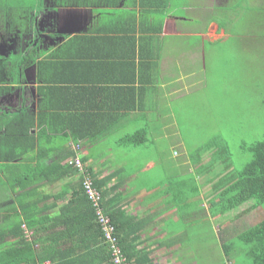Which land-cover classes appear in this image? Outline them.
<instances>
[{
  "label": "crops",
  "instance_id": "crops-1",
  "mask_svg": "<svg viewBox=\"0 0 264 264\" xmlns=\"http://www.w3.org/2000/svg\"><path fill=\"white\" fill-rule=\"evenodd\" d=\"M82 2L72 6L58 0H0V170L11 157L8 144L16 146L12 147L13 164L23 167L29 159V166L39 163L40 169L60 158V165L66 166L67 154L74 152L72 145L79 143L85 165L99 179L108 176L107 187L116 188L122 209L141 220L139 248L151 252L152 264H188L179 250L192 245L187 240L200 233L192 224L200 218L202 223L207 215L192 218L190 155L182 149L176 118L167 119L175 111L170 101L192 95V86L204 79L205 62L198 61L192 18L197 17L204 29L195 34L205 43L202 37L210 35L211 26L219 31L221 24L208 14L192 13L189 5L181 8L190 0ZM228 2L217 6L226 7ZM206 3L210 10L215 6ZM8 9L14 12L11 23L5 20ZM63 18H70L72 25L57 26ZM56 36L58 41H52ZM22 113L34 123L26 135ZM66 121H86L91 133L106 128V135L75 141L53 132ZM138 130L147 133V140L140 144L145 146L133 149L136 145L121 144L124 136ZM53 135L59 143L50 144ZM109 136L112 139L106 141ZM156 143L171 145L149 146ZM83 144H88L86 149ZM165 149L169 158L179 159L171 174L160 177L157 169L165 171ZM18 159L24 160L18 163ZM62 171H55L60 174L56 181L30 185V190L51 194L45 201L50 207L46 216H55L79 185V172ZM5 176L6 172H0L3 219L5 208L17 204L21 191ZM207 191L201 193L199 203L205 210L211 201ZM10 242L11 237H6L3 245Z\"/></svg>",
  "mask_w": 264,
  "mask_h": 264
},
{
  "label": "rangeland",
  "instance_id": "rangeland-1",
  "mask_svg": "<svg viewBox=\"0 0 264 264\" xmlns=\"http://www.w3.org/2000/svg\"><path fill=\"white\" fill-rule=\"evenodd\" d=\"M223 1L190 0V4L181 5V8L189 5L187 8H192L196 15L208 14L221 24L219 31L216 26H211L210 35L202 37L205 43L195 34L203 33L204 29L196 21L197 17L192 18V33L195 35L192 39L196 42L198 61L201 65L205 62L204 79L192 86V95L179 101L170 99L175 111L167 119L176 118L174 123L180 132V140L184 142L182 149L190 155L192 173L188 175V181L192 182V198L188 201L192 202L194 213L202 209L199 203L205 189L208 191L204 193L212 200L211 181L214 182L219 175L220 179H227L225 173L230 170L224 168L228 164L232 169L243 168L251 155L243 147L264 137V0H229L226 7L217 6L223 5ZM206 2L215 6L210 10ZM205 7L208 11L203 10ZM111 136L105 140H111ZM58 139L53 135L50 144L59 143ZM152 145L170 147L171 144H149ZM83 146L86 149L88 144ZM141 146L145 145L132 148ZM163 158L166 159L165 171L157 169V175L167 177L179 158H169L167 149ZM195 188H200L199 194ZM252 205L251 200L221 217L205 219L204 227L200 224L203 229L199 227L205 239H192V245L179 250L182 259L190 261L186 262L188 264H252L244 244L233 234L264 218V205ZM207 208L204 213L208 216ZM223 240L233 247L229 257L224 255L221 247ZM183 260L179 262L183 263Z\"/></svg>",
  "mask_w": 264,
  "mask_h": 264
},
{
  "label": "trees",
  "instance_id": "trees-1",
  "mask_svg": "<svg viewBox=\"0 0 264 264\" xmlns=\"http://www.w3.org/2000/svg\"><path fill=\"white\" fill-rule=\"evenodd\" d=\"M58 2L72 6L85 4L82 0H58ZM12 13H14L12 9L6 10L5 20L10 23ZM20 121L21 127L25 126L26 135L28 130L34 127L32 117L22 113ZM65 123L60 130L55 128L53 132L66 134L75 141L81 139H93L94 141L106 135V128H103L102 133H91L89 131L91 125L86 121H76L75 124L70 121ZM146 140L145 130H138L124 136L121 144L140 145ZM8 145L7 151L11 157L9 159L7 157L4 162L7 166L3 167L0 172L2 174L6 172L5 177L10 184L16 183L21 191L16 197L17 204L6 207L4 219L0 218V264H45V262L47 264H114L112 250L96 220L95 208L82 185V175L79 176L80 181L77 183L79 185L72 189L69 199L59 206L55 216H46L50 207L45 205V201L52 197L51 194L43 190H30V185H39L45 179L56 181L60 178V174L56 175V170H63L64 174L70 175L78 171L68 165H60L61 158L52 161L49 167L42 166L40 169L36 166L39 163L35 167L29 166L31 163L29 159H18V163L25 161L23 167L21 164H13L12 154L15 150H12V147L16 146ZM35 148L36 146L31 143V149ZM37 149L39 152L40 149L38 147ZM243 149L251 154L243 168L232 169L228 164L224 168L225 171L230 170L229 173H225L227 179H220L219 175L214 182L212 180L211 189L214 191V196L207 208L206 220L223 216L251 200L253 201L252 207L264 205V137ZM67 155L72 157L74 152ZM18 156H21V153L19 155L18 152ZM38 158L42 159V157ZM81 160L84 163L82 156ZM86 168L92 179L93 187L100 193V207L110 218L114 227L113 234L117 238V243L127 263L152 264L151 252L139 248L141 220L125 213L121 207L119 194L115 192L116 188L107 187L108 176L99 179L93 174L91 168L87 166ZM195 192L199 194V189L195 188ZM204 212L205 209H200L197 213L192 212V218L199 215L204 216ZM200 219H196L192 224L193 230L200 231V233H195V238L193 234L192 239H205L202 229L206 220L202 221V227L198 222ZM200 226L202 229L199 230ZM59 227L62 229H57ZM233 234L238 241L244 244L246 255L251 259L252 264H264V218ZM9 236L11 242L5 247L3 243ZM192 239L188 242L192 243ZM221 247L224 255L229 257L233 251L231 243L223 240Z\"/></svg>",
  "mask_w": 264,
  "mask_h": 264
},
{
  "label": "built area",
  "instance_id": "built-area-1",
  "mask_svg": "<svg viewBox=\"0 0 264 264\" xmlns=\"http://www.w3.org/2000/svg\"><path fill=\"white\" fill-rule=\"evenodd\" d=\"M72 147L74 151V156L69 157L66 160V164L71 168L76 169L83 177L82 185L84 187L88 199L91 201L92 205L95 208L96 220L101 226L104 238L106 242L109 243L110 249L112 250L114 264H128L117 243V238L113 234L114 227L111 224L110 218L103 212L102 208L100 207V193L93 187L92 179L89 175V172L81 160V146L79 143H75L72 145Z\"/></svg>",
  "mask_w": 264,
  "mask_h": 264
},
{
  "label": "water",
  "instance_id": "water-1",
  "mask_svg": "<svg viewBox=\"0 0 264 264\" xmlns=\"http://www.w3.org/2000/svg\"><path fill=\"white\" fill-rule=\"evenodd\" d=\"M70 24H71L70 18H63L62 21L60 20V24H57V26H70ZM63 33H65V32H63ZM67 33H70V32H67ZM34 38H35V36H34Z\"/></svg>",
  "mask_w": 264,
  "mask_h": 264
},
{
  "label": "flooded vegetation",
  "instance_id": "flooded-vegetation-1",
  "mask_svg": "<svg viewBox=\"0 0 264 264\" xmlns=\"http://www.w3.org/2000/svg\"><path fill=\"white\" fill-rule=\"evenodd\" d=\"M52 41H58L57 36L56 37H53Z\"/></svg>",
  "mask_w": 264,
  "mask_h": 264
}]
</instances>
